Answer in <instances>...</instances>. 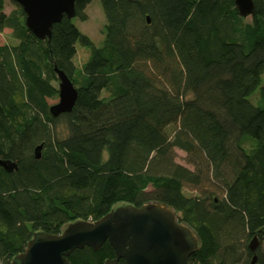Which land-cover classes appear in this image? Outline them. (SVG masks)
Here are the masks:
<instances>
[{
    "label": "trees",
    "instance_id": "1",
    "mask_svg": "<svg viewBox=\"0 0 264 264\" xmlns=\"http://www.w3.org/2000/svg\"><path fill=\"white\" fill-rule=\"evenodd\" d=\"M93 1L77 0L76 17L86 21ZM98 1L101 47L66 17L40 40L20 5L7 14L0 0V33L11 30L17 42L0 44V157L18 165L0 166V264L37 232L153 202L198 235L190 264H249L254 237L264 264V0H254L251 23L235 0ZM79 44L91 50L80 71ZM55 67L78 90L74 110L58 118L48 103L59 96ZM60 121L65 138L55 133ZM246 137L256 141L249 151ZM176 148L194 170L176 162ZM186 186L201 192L189 197ZM114 258L107 241L68 262Z\"/></svg>",
    "mask_w": 264,
    "mask_h": 264
},
{
    "label": "water",
    "instance_id": "2",
    "mask_svg": "<svg viewBox=\"0 0 264 264\" xmlns=\"http://www.w3.org/2000/svg\"><path fill=\"white\" fill-rule=\"evenodd\" d=\"M23 9L25 25L40 40H50L52 28L64 17H76L77 0H11ZM242 18L255 12L254 0H235ZM150 23V17H147ZM59 79V102L51 105L50 114L58 118L71 113L78 100V90L71 78L55 67ZM42 145L35 149L41 157ZM0 166L7 172L18 169L17 163L0 157ZM109 242L116 258L105 264H190L189 259L200 246L196 232L180 222L176 212L160 203H146L140 207L120 204L100 220L76 221L65 226L60 234L37 232L11 264H69L68 257L78 249L99 250ZM259 240L254 237L249 247L254 253L249 264H258L256 254Z\"/></svg>",
    "mask_w": 264,
    "mask_h": 264
},
{
    "label": "rangeland",
    "instance_id": "3",
    "mask_svg": "<svg viewBox=\"0 0 264 264\" xmlns=\"http://www.w3.org/2000/svg\"><path fill=\"white\" fill-rule=\"evenodd\" d=\"M17 9V6L15 2L11 0H5V12L7 14L11 13ZM87 20L81 21L79 18L75 17L73 20V23L78 27V29L85 35H87L93 44L97 47H101L103 45L104 39H105V27H106V19L104 16L102 4L100 1L95 0L91 2L87 9ZM252 18L248 17L245 19V23H251ZM17 42L12 37V31L11 30H5L4 32L0 33V44H7V45H15ZM91 54L90 48L83 47L82 45H77V55L75 57V64L79 71L82 69V67L85 65V63L88 61ZM54 88L58 90L59 88V81H55L52 83ZM262 86H264V76H263V83ZM260 90H257L254 95L251 96L250 100L257 104L258 101L257 97H259ZM105 96H108L107 93L104 94ZM59 102V96L57 95L54 98L48 99L49 105H54ZM55 133L59 138H65L68 134L66 124L64 121H60L57 123L55 128ZM244 146L249 151L251 147L256 144V141L253 138L246 137L244 140ZM176 154V162L191 169L194 170L195 167L191 162L189 161L187 153L184 151L176 148L175 149ZM201 190L195 189L192 186H186L184 189V193L189 197H194L196 195H199ZM180 214L177 215L179 217ZM262 250L264 252V242L262 243Z\"/></svg>",
    "mask_w": 264,
    "mask_h": 264
}]
</instances>
